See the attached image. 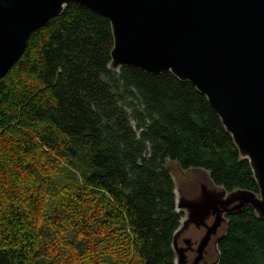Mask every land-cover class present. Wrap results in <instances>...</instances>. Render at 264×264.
<instances>
[{"label":"trees","instance_id":"1","mask_svg":"<svg viewBox=\"0 0 264 264\" xmlns=\"http://www.w3.org/2000/svg\"><path fill=\"white\" fill-rule=\"evenodd\" d=\"M109 20L71 3L0 79V264H175L166 160L258 193L218 114L171 72L109 68ZM217 264H264V219L227 216Z\"/></svg>","mask_w":264,"mask_h":264},{"label":"water","instance_id":"2","mask_svg":"<svg viewBox=\"0 0 264 264\" xmlns=\"http://www.w3.org/2000/svg\"><path fill=\"white\" fill-rule=\"evenodd\" d=\"M71 3L109 20L110 69L171 72L193 84L250 164L258 193L228 192L208 171L166 160L181 173L175 178L170 172L175 210L184 213L173 234L174 263L183 264L176 243L182 224L203 223L216 205L233 203L229 214L249 206L264 219V0H0V79L22 56L30 35Z\"/></svg>","mask_w":264,"mask_h":264},{"label":"flooded vegetation","instance_id":"3","mask_svg":"<svg viewBox=\"0 0 264 264\" xmlns=\"http://www.w3.org/2000/svg\"><path fill=\"white\" fill-rule=\"evenodd\" d=\"M233 205V203L226 206L216 205L210 208L203 223L190 221L184 225L182 224L178 230L176 243L178 249H180L181 258L183 257V264H213L217 260L216 244L225 232L227 216L230 215L228 210ZM179 213L182 215L181 217H184L181 210ZM216 219L219 220L217 227L210 232L206 244L201 247L202 240L207 235L208 229L214 225ZM212 244L214 248H212Z\"/></svg>","mask_w":264,"mask_h":264},{"label":"rangeland","instance_id":"4","mask_svg":"<svg viewBox=\"0 0 264 264\" xmlns=\"http://www.w3.org/2000/svg\"><path fill=\"white\" fill-rule=\"evenodd\" d=\"M168 162V161H167ZM166 162V166L168 167V169L170 170V172L174 175V177L176 178L177 176H178V178L180 177V171H179V169H178V167L175 165V163H172V162H168L167 163ZM196 177H197V175H196ZM178 178H177V180H178ZM212 248H214L213 247V244H212ZM215 258H216V256H215ZM214 258V259H215Z\"/></svg>","mask_w":264,"mask_h":264}]
</instances>
